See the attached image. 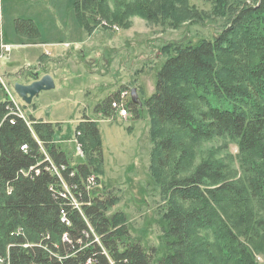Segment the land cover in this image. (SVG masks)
Returning a JSON list of instances; mask_svg holds the SVG:
<instances>
[{"label":"trees","instance_id":"1","mask_svg":"<svg viewBox=\"0 0 264 264\" xmlns=\"http://www.w3.org/2000/svg\"><path fill=\"white\" fill-rule=\"evenodd\" d=\"M93 1L98 2L75 0L72 5L85 33L95 27ZM221 5L227 17L217 34L166 46L153 92L142 100L140 89L133 87L150 114L153 163L164 166L180 152L173 166L178 174L189 154L183 139L227 136L237 144L238 177L225 179L230 172L225 160L200 162L175 177L165 189L181 205L176 208L171 200L162 206L160 253L132 234L122 210L108 212L118 200L112 191L88 187L87 178L96 176L102 163L97 121L82 118L64 134L69 140L78 133L87 147L81 161L70 163L68 149L55 140L60 123L35 120L31 113L23 119L4 97L0 264H184L198 258L211 264H258L248 240L264 243V0ZM14 29L28 38L39 35L30 18L15 19ZM38 62L42 74L50 73L44 61ZM27 69L23 74L30 75L29 83L37 72ZM130 87L120 86L95 110L112 114L111 101ZM126 104L129 112L140 108L130 98ZM32 106L33 101L22 104L23 109ZM166 123L177 130L156 136V127ZM198 229L208 230L211 238L196 243L192 234Z\"/></svg>","mask_w":264,"mask_h":264},{"label":"rangeland","instance_id":"2","mask_svg":"<svg viewBox=\"0 0 264 264\" xmlns=\"http://www.w3.org/2000/svg\"><path fill=\"white\" fill-rule=\"evenodd\" d=\"M74 1L0 0V99H13L25 117L31 113L35 120L59 122L61 130L55 140L68 149L70 163L81 161L87 147L78 133L69 140L64 134L82 118L97 121L102 163L94 180L87 181L88 187H93L96 192L112 191L118 200L108 212L122 210L132 234L157 246L161 253L162 206L171 200V205L176 208L181 205L166 191L171 181L185 176L203 161L225 160L230 171L229 175L225 174V179L238 177L236 141L227 136L194 142L183 139V149L189 154L176 174L173 166L180 152L164 166L153 163V144L148 135L151 118L146 107L140 106L138 112L131 111L124 118L118 117L115 111L102 115L95 108L122 85L136 86L142 100L147 98L153 92L156 67L166 57L163 49L176 42L212 38L226 21L221 3L231 0L93 1L96 11L91 13L96 23L90 33H85L78 22L72 6ZM244 2L251 3L252 0ZM17 18L32 19L39 35L33 39L16 33L14 20ZM40 41L48 43L43 47ZM38 60L44 61L55 87L40 91L32 99L34 108L23 109V102L14 92L13 85L15 82L28 83L30 75L23 74L29 72L27 68L33 67L36 75L41 76L44 70L36 67ZM11 104L14 107V103ZM156 129V136L177 130L170 123ZM78 146L80 151H77ZM42 151L45 159L50 161L43 147ZM72 200L79 209V202ZM189 204L186 202L182 206ZM209 238L208 230L198 229L192 234L198 244ZM248 241L256 251L257 263L264 264V243ZM184 264L211 263L198 258L187 259Z\"/></svg>","mask_w":264,"mask_h":264},{"label":"water","instance_id":"3","mask_svg":"<svg viewBox=\"0 0 264 264\" xmlns=\"http://www.w3.org/2000/svg\"><path fill=\"white\" fill-rule=\"evenodd\" d=\"M55 87L52 76L48 73L36 76V78L29 83L15 82L13 90L21 101L28 105L32 102V99L43 90H50ZM130 100L132 103L142 106V102L138 97L136 87L130 88Z\"/></svg>","mask_w":264,"mask_h":264},{"label":"built area","instance_id":"4","mask_svg":"<svg viewBox=\"0 0 264 264\" xmlns=\"http://www.w3.org/2000/svg\"><path fill=\"white\" fill-rule=\"evenodd\" d=\"M6 48H8V47H6ZM128 96H129L128 90H123V91H121L119 93L118 98L111 102V108L116 112L118 117L124 118V117L128 116V114H129V111H128V108H127V104H126V99L128 98ZM8 101L11 102V103H14V107H13V104H11V108H14V112H13V110H11V111L14 114H16V115L20 116L21 118L25 119L22 110L19 109L18 106H16L15 101L13 99H12V101L8 99ZM23 148L25 149L26 146L24 145ZM78 150L80 151V147L79 146L77 147V151ZM76 154H77V152H76ZM51 168L54 169V171L57 173L56 169L53 166H51ZM92 180H94L93 176H90L89 178H87V181H92Z\"/></svg>","mask_w":264,"mask_h":264},{"label":"crops","instance_id":"5","mask_svg":"<svg viewBox=\"0 0 264 264\" xmlns=\"http://www.w3.org/2000/svg\"><path fill=\"white\" fill-rule=\"evenodd\" d=\"M40 42H42V41H40ZM40 44L42 45V44H44V43H40Z\"/></svg>","mask_w":264,"mask_h":264},{"label":"bare ground","instance_id":"6","mask_svg":"<svg viewBox=\"0 0 264 264\" xmlns=\"http://www.w3.org/2000/svg\"><path fill=\"white\" fill-rule=\"evenodd\" d=\"M116 113V112H115Z\"/></svg>","mask_w":264,"mask_h":264}]
</instances>
